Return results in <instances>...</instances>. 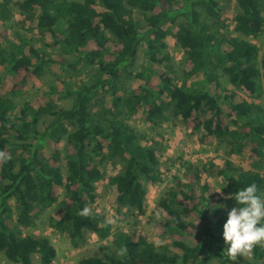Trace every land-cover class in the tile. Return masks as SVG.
<instances>
[{"label":"trees","instance_id":"obj_1","mask_svg":"<svg viewBox=\"0 0 264 264\" xmlns=\"http://www.w3.org/2000/svg\"><path fill=\"white\" fill-rule=\"evenodd\" d=\"M15 1L23 13L37 17V32L28 41L20 37L7 45L0 34V72L13 78L0 92V152L10 157L0 159V251L9 261L34 264L37 256L41 264H51L56 249L50 240L23 230L52 206L60 213L53 228L72 244L86 233L103 240L113 234L106 218L90 209L95 185L105 178L104 163L121 166L107 178L118 205L144 212L147 187L161 174L158 149L143 143L129 123L140 111L153 124L181 119L201 142L231 146L228 153L248 146L247 169L227 160L216 173L225 179L229 195L253 183L264 193V108L238 101L220 80L222 74L231 86L251 94L261 83L264 89V48L260 54L248 39L263 31L264 0H234L238 12L231 33L221 29L219 0ZM12 2L0 0L1 18H8ZM135 11L143 17L144 30ZM169 37L184 54L181 82L174 79L166 52ZM141 42L148 62L163 64V70H130ZM49 48L57 59L48 56ZM53 62L83 72L85 80L63 82L60 91L52 87L48 101L35 107L25 102L15 111L27 79L40 78ZM200 73L204 78L196 81ZM134 80L142 82L133 85ZM55 94L56 100H70V106L56 104ZM187 166L190 171L192 165ZM196 177L174 176V185L158 199L163 212L158 237L170 244L156 246L115 232L114 251L86 256L82 264H264V243L252 248L251 258L231 260L223 254L227 210L219 207L223 199L209 183L196 193Z\"/></svg>","mask_w":264,"mask_h":264},{"label":"rangeland","instance_id":"obj_2","mask_svg":"<svg viewBox=\"0 0 264 264\" xmlns=\"http://www.w3.org/2000/svg\"><path fill=\"white\" fill-rule=\"evenodd\" d=\"M223 9L221 17L222 31L231 33L233 31V16L238 12L234 0H219ZM12 2L9 5V14L7 19L0 17L1 41L7 45L9 41L19 42V38L29 40L36 34L37 17L34 13H23L19 6ZM136 20L141 22V30H144L143 17L140 12L133 13ZM259 46V53L262 54L264 48V27L262 33L256 38H248ZM36 43V40L32 41ZM145 44L141 42L134 65L130 68L133 72L141 70L143 66H150L154 70H163V64L149 63L145 55ZM28 51V45L25 47ZM48 56L57 59L55 50L46 49ZM166 52L170 58V64L173 66L178 82L182 80V69L184 54L178 48L172 38H167ZM261 77L263 78V69L260 67ZM46 72L40 78L27 79L21 94L17 98L18 104L15 111H18L25 102L31 103L34 107L40 102H46L50 98L52 87L57 91L64 89L63 82H69L74 85L80 80H85V74L78 70H72L61 66L57 62L49 64ZM174 73V74H175ZM204 75L200 73L196 81L203 80ZM12 76L8 73L0 72V92H5L12 83ZM221 83L236 92L238 101L247 100L258 104L264 108V89L261 87L254 94L243 89H236L231 86L226 78L221 74ZM141 80L132 81L133 85L141 83ZM190 82V81H188ZM56 100L57 94L53 95ZM70 100L61 98L56 100V104L62 107H69ZM132 126L145 138L143 143L154 145L158 149L160 181L147 187V196L145 209L141 214L136 210L118 205L116 194L109 188L108 176L115 175L120 171V164L104 163L100 166L105 178L98 181L95 185V200L90 203V209L93 213L104 216L111 224L113 234L106 240L100 239L94 233H86L83 240L77 245L72 244L66 233L53 228V223L59 219L60 213L55 206L46 208L36 218L34 225L25 228V233L35 236L47 237L56 249V257L51 264H82V258L90 255L103 256L115 250L112 244L115 232H125L133 238L142 237L156 246H167L169 239L158 237L157 222L162 218L163 212L157 207L158 199L174 185V176L189 180L195 178L196 193L199 194L202 184L209 183L221 195L223 207L230 210L234 204L233 199L226 192V181L223 176L217 175L219 168L225 167V161L229 160L236 169H247L250 166V148L247 146L241 153H228L231 146L219 143L218 141H200V135L192 131L181 119L172 118L168 121H162L157 124L148 123L144 120L142 111L137 113L136 117L129 120ZM51 145H53L51 143ZM209 163L213 164L212 167ZM190 164L189 170H187ZM252 249L244 254L251 258ZM0 264H15L9 261L4 253L0 251ZM34 264H41L37 256L34 257ZM212 264H217L213 262Z\"/></svg>","mask_w":264,"mask_h":264},{"label":"clouds","instance_id":"obj_3","mask_svg":"<svg viewBox=\"0 0 264 264\" xmlns=\"http://www.w3.org/2000/svg\"><path fill=\"white\" fill-rule=\"evenodd\" d=\"M0 152V159H8ZM235 205L227 212L222 237L226 245L223 254L231 260L248 253L255 245L264 243V193L255 183L230 194ZM219 207H223L220 205ZM87 214L88 209L84 210Z\"/></svg>","mask_w":264,"mask_h":264}]
</instances>
